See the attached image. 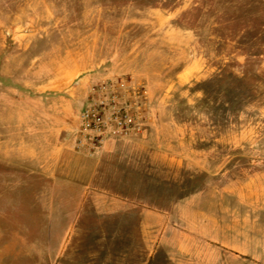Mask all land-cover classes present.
<instances>
[{
  "label": "rangeland",
  "instance_id": "374dc122",
  "mask_svg": "<svg viewBox=\"0 0 264 264\" xmlns=\"http://www.w3.org/2000/svg\"><path fill=\"white\" fill-rule=\"evenodd\" d=\"M109 84L141 130L89 188L27 160ZM0 264H264V0H0Z\"/></svg>",
  "mask_w": 264,
  "mask_h": 264
},
{
  "label": "built area",
  "instance_id": "2783aa9c",
  "mask_svg": "<svg viewBox=\"0 0 264 264\" xmlns=\"http://www.w3.org/2000/svg\"><path fill=\"white\" fill-rule=\"evenodd\" d=\"M136 94V92L134 93ZM140 95L130 100L114 84L94 88L81 113L76 133L78 151L93 155L110 140H129L141 130Z\"/></svg>",
  "mask_w": 264,
  "mask_h": 264
},
{
  "label": "crops",
  "instance_id": "0c3cea01",
  "mask_svg": "<svg viewBox=\"0 0 264 264\" xmlns=\"http://www.w3.org/2000/svg\"><path fill=\"white\" fill-rule=\"evenodd\" d=\"M54 118L58 121V127L55 129L54 126L53 136L46 134L47 130L45 125L49 126V123L43 115L30 119L29 121L33 122L31 125H35L32 130L35 131L32 134L27 135L26 138L22 139L21 150L27 153L28 161L32 160L30 156L35 152L37 159L41 157V153H43L42 156H44V153L47 156L50 155V160L47 162L44 161L43 165L37 163L43 167V172L53 173V177L56 178L57 173L60 172L59 168H62L65 165V168L67 167V176L63 179V181L69 183V186L74 189H87L90 187L92 176L95 172L93 167L87 166L86 164L87 161L89 162V157L83 152H75L73 150V152H69V149L71 150V148L68 144V140L59 135L65 129H68L69 126L61 124L60 117ZM114 145L115 141H108L102 149V154L104 155L112 151ZM40 150L42 152H40ZM69 157H71L70 160H68ZM83 161H86L84 165L81 164Z\"/></svg>",
  "mask_w": 264,
  "mask_h": 264
}]
</instances>
